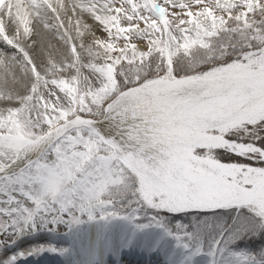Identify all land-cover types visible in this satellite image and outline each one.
I'll list each match as a JSON object with an SVG mask.
<instances>
[{
    "label": "snow or ice",
    "instance_id": "6c2138e0",
    "mask_svg": "<svg viewBox=\"0 0 264 264\" xmlns=\"http://www.w3.org/2000/svg\"><path fill=\"white\" fill-rule=\"evenodd\" d=\"M45 252L264 264V0L0 9V264Z\"/></svg>",
    "mask_w": 264,
    "mask_h": 264
},
{
    "label": "bare ground",
    "instance_id": "6f19581e",
    "mask_svg": "<svg viewBox=\"0 0 264 264\" xmlns=\"http://www.w3.org/2000/svg\"><path fill=\"white\" fill-rule=\"evenodd\" d=\"M17 5H18V0H0V9L7 8L8 13L12 16H15V14H16ZM39 237H40V234L27 235L26 239H25V240H29V242L27 241V245L21 247V249L19 248V250H15V252L27 251L29 248H31L33 246H39V245H44V244L48 243V242H45V243L38 242V243H40L39 245H35V244L33 245L32 243H37V242H32V241H36L37 239H40ZM47 239H49L48 236H47ZM11 253H9V255H11ZM125 260H126V262H127V260H130L131 263L136 264L137 257H135V256L125 257ZM146 260H147V258H146ZM18 264H61V262H60L59 258L52 256L49 253L45 252L41 256H28L25 259H20L18 261Z\"/></svg>",
    "mask_w": 264,
    "mask_h": 264
},
{
    "label": "rangeland",
    "instance_id": "374dc122",
    "mask_svg": "<svg viewBox=\"0 0 264 264\" xmlns=\"http://www.w3.org/2000/svg\"><path fill=\"white\" fill-rule=\"evenodd\" d=\"M16 10V9H15ZM40 234V239H37L36 241H32V242H37V243H32L33 245H39L41 242L45 243V242H49V239H47V234L44 233H37ZM36 235V234H33ZM26 236H24L20 241L17 242V244L9 251V253L15 251V250H19V248L21 249V247L26 246L27 245V241L29 242V240H25ZM40 242V243H38ZM135 264V263H133Z\"/></svg>",
    "mask_w": 264,
    "mask_h": 264
}]
</instances>
